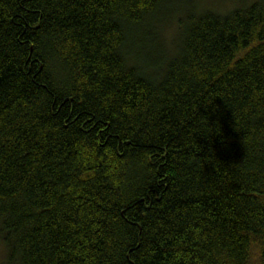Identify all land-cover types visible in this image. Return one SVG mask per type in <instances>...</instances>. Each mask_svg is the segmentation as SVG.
<instances>
[{
    "label": "trees",
    "instance_id": "16d2710c",
    "mask_svg": "<svg viewBox=\"0 0 264 264\" xmlns=\"http://www.w3.org/2000/svg\"><path fill=\"white\" fill-rule=\"evenodd\" d=\"M232 1L0 0L4 264H264V0Z\"/></svg>",
    "mask_w": 264,
    "mask_h": 264
},
{
    "label": "rangeland",
    "instance_id": "374dc122",
    "mask_svg": "<svg viewBox=\"0 0 264 264\" xmlns=\"http://www.w3.org/2000/svg\"><path fill=\"white\" fill-rule=\"evenodd\" d=\"M197 1H198L199 6L212 3L215 6L212 9L219 11V12H224L228 10L234 3V1L232 0H197ZM246 1H250V0H246ZM235 2H239V1L235 0ZM201 8H204V7H201ZM161 34H163L165 41H168L171 39L170 32H168V30L163 31ZM5 254H6L5 248L2 245V243H0V264H4Z\"/></svg>",
    "mask_w": 264,
    "mask_h": 264
},
{
    "label": "clouds",
    "instance_id": "9594fccd",
    "mask_svg": "<svg viewBox=\"0 0 264 264\" xmlns=\"http://www.w3.org/2000/svg\"><path fill=\"white\" fill-rule=\"evenodd\" d=\"M200 7H205V8H208V9H212L215 6L212 3H208V4L202 5ZM262 249H264V242H262L261 239L252 237L250 239L249 248H248L249 252L255 253V255L252 256V259L260 260L261 250Z\"/></svg>",
    "mask_w": 264,
    "mask_h": 264
}]
</instances>
